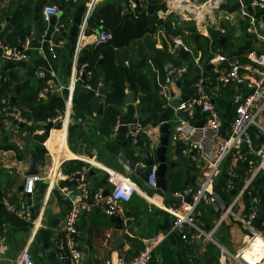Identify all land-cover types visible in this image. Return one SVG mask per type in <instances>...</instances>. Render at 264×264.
Here are the masks:
<instances>
[{
    "label": "crops",
    "instance_id": "0c3cea01",
    "mask_svg": "<svg viewBox=\"0 0 264 264\" xmlns=\"http://www.w3.org/2000/svg\"><path fill=\"white\" fill-rule=\"evenodd\" d=\"M38 1L0 0V40L9 46L22 44L26 39L35 45H44L43 50L32 49L23 61L5 59L0 53V264H18L26 246L34 264H69L57 243L71 202L76 197L75 193L68 192L77 184L71 182L85 180L93 189L103 188L107 194L123 177L132 179L138 185V192L129 203L122 205L121 212L116 215H107L98 207L82 213L79 242L86 264H105L121 255L132 257L137 253L140 242L144 243L153 235L167 234L171 229L173 215L164 206L182 203L171 199V195L176 196L175 193L181 189L198 186L203 178L202 163L184 154V143L172 141L174 125L182 116L178 106L194 94L196 81L203 76L214 102L222 97L234 107L231 110L226 106L219 107L223 118L222 132H230L235 112L233 98L243 94L245 88L230 86V95L227 96L223 91L226 86L216 81L217 71L228 68L231 61H247L251 50L264 53V11H256L249 6L250 0H234V5H222L216 10L217 21L213 18L197 28L200 33L196 42H184L191 50V54L184 58L178 51V45L177 49L173 48L171 36L165 34L164 28H156L158 18L168 19L169 14L164 13L166 9H160L150 1L149 5L155 6L152 12L149 5L139 6L138 12L149 15L152 21L143 34L134 38L124 36L123 46L116 48L115 64L129 70L137 69L134 65L140 64L142 71L139 72L138 68V72L130 77L124 76L125 86L116 92L113 80H108L105 67L109 68V64L104 65V53H100V63L95 68L99 80L104 82L106 97L108 93L114 96L111 99L115 112L113 122L110 106L96 93L94 95L100 101L96 109L92 110L89 103L88 108L80 104L79 101L82 103L87 98L89 89L84 86L85 79L77 77L75 68L79 69L83 51L101 46L94 45L95 34L103 30L112 39V33L104 27L103 20L96 16L101 8L114 5L127 19L136 15V8L130 0H97L92 14L94 22L87 28L76 60V42L92 0H42L39 12L36 11ZM159 2L163 5V0ZM240 2L244 3L243 8ZM46 4L57 5L61 11L51 40L45 39L49 23L44 21L42 9ZM81 6H85V10L81 14V23L77 24ZM176 15V20H185L184 16ZM214 23L218 28L213 26ZM195 24L200 22L195 21ZM60 27H63L62 31ZM73 30L77 31L76 37L71 33ZM223 36L225 38L220 40ZM156 48L166 49L165 52L173 59L156 60ZM220 55L227 61L206 72V65ZM173 63L176 66L167 71V65ZM176 68L183 69L184 76L173 77L172 101L166 105L160 94L158 76L165 78ZM114 73L117 78L123 76L117 69ZM91 76L87 74L86 79H91ZM55 97L65 100V109L61 112H65V118L48 129L46 125L52 118L38 120V112L50 106ZM3 106L8 107V115L3 112ZM197 117L203 119V112L199 110ZM259 121L264 125V111ZM138 122L145 125V130L134 138L131 125ZM33 148L37 175L42 179L32 184V195L28 197L29 191L26 188L22 190L21 185L30 169ZM149 160L157 169L166 166V190L149 187L146 172ZM80 163L83 164L80 166L82 169L78 168ZM69 168L77 169L73 178H57L60 171L71 175ZM245 169L244 164H237L229 158L222 165V174L234 178V181L237 179L235 182L239 189L248 177ZM233 172L237 173L236 177H232ZM78 173L82 178L76 176ZM63 181L68 184L64 185ZM254 193H258L261 199V211L264 206L261 186ZM8 205L22 215L10 210ZM243 208L241 202L235 207L236 210ZM198 212V219L205 229H212L219 216L211 212L210 205H202ZM27 214H30L29 218ZM113 217H119L121 229ZM230 222L234 223L218 227L216 238L225 249L235 253L239 249L237 243L246 236V230L240 223ZM118 236L120 243L117 246ZM227 246L232 248L229 250ZM156 255L159 264H221V249L212 241L204 238L190 243L178 232L170 233L163 240ZM227 264L240 263L228 259Z\"/></svg>",
    "mask_w": 264,
    "mask_h": 264
},
{
    "label": "built area",
    "instance_id": "2783aa9c",
    "mask_svg": "<svg viewBox=\"0 0 264 264\" xmlns=\"http://www.w3.org/2000/svg\"><path fill=\"white\" fill-rule=\"evenodd\" d=\"M97 0H92L84 18L80 37L76 42L77 60L81 53L83 42L86 37V31L89 26V18L93 14ZM150 0H130V4L136 8L147 7ZM178 0L179 3H186V6H173L171 0H163L166 5L164 13H168L172 9H176L177 13L184 14L193 8H199L204 4L215 10L220 8V3L216 7H212V0ZM200 1V2H199ZM240 1V0H239ZM194 4L195 6H190ZM240 6L244 3L240 2ZM256 11H264V0H250L248 2ZM61 11L57 5L46 4L42 9V17L46 23H50L53 17H59ZM244 15L247 11L244 10ZM208 16L211 15L208 13ZM205 18V17H204ZM202 23L197 25L201 27ZM111 39V35L101 30L95 34L93 43L96 46L103 45ZM172 41L176 44H184L180 36H171ZM44 45H35L30 39H26L22 44L9 46L0 40V53L3 58L12 61H23L28 58V54L32 49L43 50ZM247 61L239 60L231 61L228 68L217 71L216 81L222 86H232L240 88L243 86L245 92L236 95L233 98L235 112L230 124V132L223 134L222 115L214 102L213 96L208 92L206 87V79L200 76L195 84L194 94L180 103L178 109L184 112V116L180 117L171 134L174 143L182 142L185 145L184 154L189 156L196 162H201L204 167L203 178L198 186L188 187L175 193L176 196L182 197L181 204H168L164 208L173 215V224L167 234L153 235L144 240V249L136 256L127 257L125 255L111 258L105 264H159L156 255L157 248L163 240L172 232H178L187 242H196L200 239L212 241L221 249V264H227L228 259H233L240 264H264V220L261 221L259 227L255 226V221L259 215L261 199L258 193H252L254 180L264 174V143L258 144L254 137L255 129H259L264 135V125L259 121L261 113L264 111V53H257L251 50L247 54ZM223 61H227L224 56H218L211 62L217 66ZM88 63L79 66L77 77L79 79L85 74H92L87 71ZM174 74L177 78L184 76V70L176 68ZM159 75V74H158ZM173 75L168 74L165 78L158 76L160 94L164 98L166 105L171 104L173 83ZM86 88L93 90L97 96L105 97V85L99 80L95 85L86 84ZM205 114V123L198 126L194 122V117L198 111ZM3 112L8 115V107L3 108ZM65 118V112L59 113L52 118L53 123L62 121ZM119 126V122L116 127ZM145 130L142 123H133L131 125V133L137 138ZM233 159L237 164L245 165L248 177L243 185L236 190L234 178H231L225 188L229 199V207L223 212L212 229L207 230L203 223L199 221V209L202 205L209 206L213 201V195L220 176L222 175V165L227 159ZM145 165V164H143ZM82 173V172H81ZM78 173L81 175L82 174ZM77 174V175H78ZM76 175V176H77ZM232 177H236L237 173H232ZM74 174L66 175L63 172L57 174V178H73ZM157 166L153 165L152 171L148 175V185L150 188H157ZM42 179L39 175H25V180L31 182L26 186V190L31 192V186L36 181ZM69 193H75V198L71 202L70 210L65 218L62 233L57 243V248L67 258L69 264H86L85 255L81 248L79 237L81 230L79 227L80 216L84 212H89L93 208L102 209L107 215H116L121 212L124 203H129L134 195L138 192V185L129 177H123L113 184L108 194L104 193L103 188L93 189L91 184L85 180L77 182V184L69 188ZM234 192V193H233ZM245 193H252L250 196V205L244 202ZM191 197V202H186V197ZM243 203V210H236L235 207L239 203ZM9 209L16 212L15 208L8 205ZM20 215L22 213L16 212ZM28 218L30 214L26 215ZM231 220L240 223L246 230V236L243 246L235 253L229 252L216 238L218 227L224 222ZM109 237V235H108ZM108 237L106 240H108ZM18 264H34L26 246L18 259Z\"/></svg>",
    "mask_w": 264,
    "mask_h": 264
},
{
    "label": "trees",
    "instance_id": "16d2710c",
    "mask_svg": "<svg viewBox=\"0 0 264 264\" xmlns=\"http://www.w3.org/2000/svg\"><path fill=\"white\" fill-rule=\"evenodd\" d=\"M150 2L154 3L155 5H157L158 8H162V9H166V5L165 4H161L159 2V0H150ZM139 10V6L136 7V15H133L132 17H130L129 19L126 18V16L122 15L121 13H119V11H121L120 9H116L114 5H106L105 8H101L100 11H98V15L97 18L102 19L103 20V24L104 27L107 28L108 31H110L112 33V39H110L107 43L101 45L100 47L94 48V49H89L86 51H83L82 54L80 55V66L84 63H88V66L86 68L87 71H91L92 72V76L91 79H85L84 80V86L86 84H96L99 81V74L96 71V66L100 63L99 59H100V53H104L105 55V60H104V65L109 64V68H106V72L108 69V80L112 79L114 82V88L115 91H119L122 88H124L125 86V81H124V76H128L130 77L131 74H134L137 69L139 72L142 71V69L140 68V64L139 65H134V67H136L137 69H126L123 68L120 64H115V58L118 55V51H116V48H121L123 46V43L126 41L124 40L125 37H136L139 36L141 34H143L144 30H146L148 28V26L150 25L152 19L149 15H146L145 13L142 14L141 12H138ZM168 19L162 20V19H157L156 20V28H158V26L163 27L165 34L169 35V36H177L179 34H181V32L184 31L185 27H184V23L180 22L178 20H176L178 17L176 14L171 13L169 14V16L167 17ZM94 22V17H90L89 18V25L93 24ZM89 27V26H88ZM90 30V29H89ZM88 30V31H89ZM189 31L191 32H195V28L194 27H190ZM125 36V37H124ZM172 45L174 49H177L176 44L172 41ZM166 49H159V51H157L156 53V60L157 59H166V58H170L173 59L172 55H170L169 53L165 52ZM162 62V60L160 61ZM103 65V63H102ZM103 65V66H104ZM118 70V72L123 73L122 77L117 78L114 71ZM162 71L164 72V69L161 68ZM137 71V72H138ZM212 73V72H211ZM214 79V78H213ZM223 91L225 92V94L227 96L230 95V88L228 86L223 87ZM95 92L93 90L89 89V93L86 99L82 100L80 104L84 107V108H88V103L91 107L92 110L96 109V106L98 104V99L95 97ZM113 95L111 96L110 93L107 94V97H102L105 98V102L106 104H108L110 106V111H111V120L114 122V118H115V112L113 111L112 106V102L111 99H113ZM101 98V99H102ZM216 105L219 109V107H228L229 110H231L232 108H234L231 104H229L228 100L226 101L225 99H222V97H218L216 98ZM5 108V106L2 107V109ZM65 109V100L62 97H55L54 100L52 101V104L50 106H47L43 109H41V111L38 112V120H46L48 118H54L55 116H57L59 113L63 112ZM234 110V109H233ZM83 165L82 163H80V165L78 166V168L80 169ZM81 166V167H80ZM82 169V168H81ZM76 168H69L68 169V173L70 174H75L77 171ZM231 179V177H227L226 174H222L218 180V185L217 188L218 190L223 193L224 195H227V192L225 191L226 185L228 183V181ZM235 181H237V179H235ZM73 185L77 183L76 180H73L71 182ZM70 183V184H71ZM63 184H68L67 181H63ZM71 184V185H72ZM236 185V190L238 189V183L235 182ZM176 190H180V189H176ZM182 190V189H181ZM252 193H245L244 195V202L247 204V206L250 205V196ZM210 229V227H208ZM261 228L264 229V226H261ZM207 229V230H209ZM129 241H131L130 238H128ZM140 247L137 250V253H135L136 256L138 255L143 249H144V243L140 242Z\"/></svg>",
    "mask_w": 264,
    "mask_h": 264
},
{
    "label": "water",
    "instance_id": "95a60500",
    "mask_svg": "<svg viewBox=\"0 0 264 264\" xmlns=\"http://www.w3.org/2000/svg\"><path fill=\"white\" fill-rule=\"evenodd\" d=\"M41 4H42V0H39L38 1V5L36 6V11L39 12ZM154 7L155 6L153 4H150L149 5V10L152 12L154 10ZM84 10H85V6H81L79 8L80 15L76 19V23L77 24L81 23V14L84 12ZM171 13H177V10L176 9H172L168 14H171ZM56 19H57V17H53L51 19L50 23L47 25V32H46V36H45L46 40H51V38H52L51 36H52L53 31L55 30ZM59 30L62 31L63 27H60ZM104 30H106V29H104ZM71 33L73 34V36H75V37L77 36V31L76 30L75 31L73 30ZM224 38H225L224 36L220 37V40H223ZM178 51H179L180 55L182 57H184V58L188 57L191 54V50L186 48V46L183 45V44H179L178 45ZM175 66H176L175 63L169 64V65H167L166 69H167V71H171ZM215 68H216L215 63L209 62L206 65V72L210 71V70H213ZM172 75L175 77L174 72H172ZM205 75H206V73H205ZM86 77L87 76L84 74L82 76V80L86 79ZM100 108L102 109V104H101ZM180 112H181V115L184 116V112L183 111H180ZM205 121H206V119H205V114L204 113H203V119H199L197 116L194 117V122L198 126H202L205 123ZM52 126H54V123L52 121H50L46 125V127L48 129H50ZM254 137L256 138L258 144L264 143V135L261 133V131L259 129H255ZM36 160H37L36 159V152H35V149L33 148V153H32L31 160H30L31 161L30 169L28 170L27 175H37L38 168H37V161ZM146 166H147L146 167L147 168L146 172H147V175H149V173L152 171V168H153V162L149 160L147 162ZM166 171H167L166 166H161V167H159L157 169L156 185H157V187H160V188H162L164 190L167 189ZM127 173L128 174H132V171H128L127 170ZM77 177L80 178L81 175L78 174ZM30 184H31V182H27L26 180H24L23 184L21 185V189L24 190L26 188V186L30 185ZM31 195H32L31 192H27V196L28 197H30ZM170 198L173 199V200H176V201H182L183 200L182 197H178V196H174V195H171ZM213 198H214L213 201H211V203H210V210H211V212H215L218 216H220L229 207L228 197L226 195H224L223 193H221L218 189H215ZM184 201L191 202V197L190 196L186 197L184 199ZM29 203H31V201H29ZM263 217H264V206L262 207V209H261V211H260V213H259V215H258V217H257V219L255 221V226L256 227H259ZM113 219H115L117 221L118 227L121 229L122 225L120 223L119 217H113ZM119 243H120V236H118V239H117V246L119 245Z\"/></svg>",
    "mask_w": 264,
    "mask_h": 264
},
{
    "label": "rangeland",
    "instance_id": "374dc122",
    "mask_svg": "<svg viewBox=\"0 0 264 264\" xmlns=\"http://www.w3.org/2000/svg\"><path fill=\"white\" fill-rule=\"evenodd\" d=\"M202 2L203 1H205V0H201ZM224 4H229V5H234L235 4V1L234 0H222L221 1V4H220V7L222 6V5H224ZM194 10H190V11H187V12H185L184 14H179V13H176V14H178V16H184L185 17V20L183 21V25H184V27H185V29H184V31L183 32H181V34H179V35H177V36H180L181 38H182V40H183V42H186L187 44H190V43H193V41H195L196 42V36L200 33L199 31H198V29H197V23L195 24V21H199L200 23H202V24H207L208 22H211V19H213L214 18V21H217V12L218 11H216V10H218V8H216L215 10H213V12L212 13H209L210 15H211V17L210 16H208V15H206L205 16V18H203V19H200L199 18V16H198V13H197V8L195 9V8H193ZM213 26L215 27V28H218V25H216L215 23L213 24ZM190 27H194L195 28V32H191V31H189V28ZM213 30V29H212ZM215 30V29H214ZM200 37H202V35H200ZM170 40V39H169ZM204 39L202 38V40L201 41H203ZM157 51H159L157 48H156V53H157ZM257 181H258V183H260L259 185H258V183H257ZM262 181V182H261ZM258 186H261V188H262V191H263V193H264V174H262V176L261 177H257L255 180H254V182H253V187H252V189H253V192H255V190H258ZM231 220H228V221H226V222H224L222 225H224V224H227V223H231V224H233L232 222H230ZM214 226V225H213ZM210 230V229H209ZM216 237H217V235H215ZM218 238V237H217ZM244 238H245V236L243 237V239L241 240V241H239L237 244H238V246H237V248H241L242 246H243V243H244ZM223 246V245H222ZM224 247V246H223ZM228 247V249L229 248H232L231 246H227ZM230 250V249H229ZM231 252H233V250H230ZM237 252V251H236Z\"/></svg>",
    "mask_w": 264,
    "mask_h": 264
},
{
    "label": "bare ground",
    "instance_id": "6f19581e",
    "mask_svg": "<svg viewBox=\"0 0 264 264\" xmlns=\"http://www.w3.org/2000/svg\"><path fill=\"white\" fill-rule=\"evenodd\" d=\"M178 0H171V5H175V6H186L187 4L186 3H179L177 2ZM184 2H187L186 0H183ZM220 3V0H212L211 4H212V7H216L218 4ZM207 5L209 4H204L203 6H199V8L197 9V13H198V16L200 19H203L208 13H212L213 12V9H211L210 7H207ZM190 6H195L194 4H190ZM197 8V7H196ZM195 8V9H196ZM194 10V9H193ZM209 11V12H208ZM207 13V14H206Z\"/></svg>",
    "mask_w": 264,
    "mask_h": 264
}]
</instances>
